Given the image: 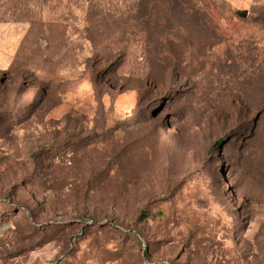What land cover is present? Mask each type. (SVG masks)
Listing matches in <instances>:
<instances>
[{
    "label": "rangeland",
    "instance_id": "374dc122",
    "mask_svg": "<svg viewBox=\"0 0 264 264\" xmlns=\"http://www.w3.org/2000/svg\"><path fill=\"white\" fill-rule=\"evenodd\" d=\"M0 264H264V0H0Z\"/></svg>",
    "mask_w": 264,
    "mask_h": 264
},
{
    "label": "water",
    "instance_id": "95a60500",
    "mask_svg": "<svg viewBox=\"0 0 264 264\" xmlns=\"http://www.w3.org/2000/svg\"><path fill=\"white\" fill-rule=\"evenodd\" d=\"M237 14L241 17H247L249 14V10L245 9V10H237Z\"/></svg>",
    "mask_w": 264,
    "mask_h": 264
}]
</instances>
